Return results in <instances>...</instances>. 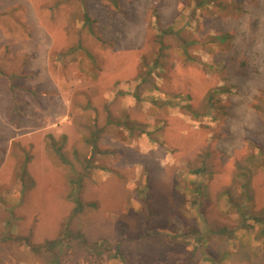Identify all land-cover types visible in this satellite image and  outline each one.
I'll use <instances>...</instances> for the list:
<instances>
[{
	"label": "rangeland",
	"instance_id": "obj_1",
	"mask_svg": "<svg viewBox=\"0 0 264 264\" xmlns=\"http://www.w3.org/2000/svg\"><path fill=\"white\" fill-rule=\"evenodd\" d=\"M263 90L264 0H0V264H264Z\"/></svg>",
	"mask_w": 264,
	"mask_h": 264
},
{
	"label": "trees",
	"instance_id": "obj_2",
	"mask_svg": "<svg viewBox=\"0 0 264 264\" xmlns=\"http://www.w3.org/2000/svg\"><path fill=\"white\" fill-rule=\"evenodd\" d=\"M203 4L204 2L206 3V0H202ZM86 20H89V16L88 14H86ZM173 31V27H168V28H165L162 30V33L163 34H167V33H171ZM95 33V32H94ZM163 40H161L162 42ZM159 57L155 60V65H157L159 63ZM222 91H228L226 87H222V88H218L217 90H211L209 93H208V100L209 101H214V97L215 95L219 94L220 92ZM262 94L264 95V90L262 92ZM95 136V135H94ZM93 136V137H94ZM92 137V138H93ZM90 139L89 137H86L85 140L89 143V144H92V146L94 148L99 149L98 148V145H97V137L95 136L93 139ZM264 153V152H262ZM20 174L18 173L17 176H19ZM20 177H23L22 175ZM81 186V185H80ZM77 187V186H76ZM75 186L72 187V190H71V196L73 197L74 201L76 202V205L74 207V213L77 214L79 213L82 208H83V204L81 203V199L79 198L80 197V188H76ZM245 197H247V193L245 194ZM244 198V197H243ZM246 199V198H245ZM232 206H234L237 210V212L239 214H241V216H245V210H246V206L243 204V202L241 203H238V202H232ZM259 220V219H258ZM261 221V220H260ZM243 226H248L249 224H246L245 222H242ZM85 242H87L86 239H84ZM62 243L61 241V238H57V239H52V240H47L46 242L40 244V245H36V246H33V249L35 250H38V251H41L43 249H50V250H53L54 247H56L57 245H60ZM113 257L115 258H120L122 259L123 262H125L126 264H129L131 260H128V254L126 252H124L121 247H120V244L117 246L116 249H114V254H113ZM56 264H59L58 261H55Z\"/></svg>",
	"mask_w": 264,
	"mask_h": 264
}]
</instances>
